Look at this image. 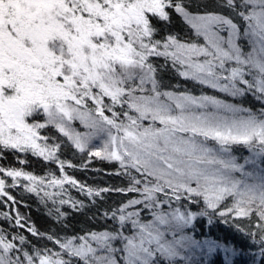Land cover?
<instances>
[{
  "label": "snow or ice",
  "instance_id": "6c2138e0",
  "mask_svg": "<svg viewBox=\"0 0 264 264\" xmlns=\"http://www.w3.org/2000/svg\"><path fill=\"white\" fill-rule=\"evenodd\" d=\"M174 16L190 38L173 30ZM169 71L228 97L250 94L260 108L168 90ZM235 146L251 153L243 163ZM65 148L83 154V169L94 159L114 165L109 175L124 186L69 175L76 165ZM6 152L58 166L46 178L0 165L5 203H16L7 189L20 182L57 205L53 227H67L65 205L85 212L112 193L126 202L103 213L111 230L66 239L0 212L59 249L30 253L26 235L0 230V264H188L184 253L202 247L185 234L197 216L246 221L264 256V0H0V159ZM65 185L88 203L64 198ZM203 247H222L225 264L236 254L215 241Z\"/></svg>",
  "mask_w": 264,
  "mask_h": 264
},
{
  "label": "trees",
  "instance_id": "16d2710c",
  "mask_svg": "<svg viewBox=\"0 0 264 264\" xmlns=\"http://www.w3.org/2000/svg\"><path fill=\"white\" fill-rule=\"evenodd\" d=\"M173 24V30L178 32L182 39L190 38V30L179 20V18L174 16ZM164 83L173 86L177 85L179 87L177 91H187L195 95L218 94L216 90H211L206 86L199 85L193 81H185L182 77L176 76L173 71L166 73ZM175 87H171L168 90L176 91ZM230 98L234 100V98ZM251 98L250 94L244 98H239V102L242 103L241 106L257 108L256 104L259 102ZM233 155L237 156L238 160H244V157L250 156L251 153L246 148L243 149V146H235ZM82 156L83 154H73V152H69L65 148L62 158L70 160L76 165L75 169L66 168L69 175H72L77 180L94 188L97 186L108 185L124 186L120 178L109 175V173L114 170V165L102 162L99 159H94L87 169H83L80 167L84 162L81 159ZM24 157L25 154L22 153L6 152L4 158L0 159V164L20 168L31 172L34 175L44 176L46 178L50 171H56L57 176L60 175L57 171V165H48L45 167L46 162L42 163L41 159L33 157L30 154L27 155L28 162L26 164H20L19 159H23ZM97 169H101V171H97ZM65 188H68V191L64 194V198L71 195L74 199L85 200L84 195L77 192L76 189L69 188L68 185H65ZM52 191H58V189H53ZM10 194L15 197L19 208L23 209L24 213L27 214L40 231H44L47 235L48 230L51 229L52 232H58L61 239L85 235L90 231L111 230L114 222L110 219H105L103 213L110 207L115 208L121 202H126V197L112 193L110 195L106 194V199L104 201H98L95 206H90V210L85 212L76 211L65 205L61 210L67 213V227H63L62 225L53 227L54 217H50L48 213L50 210L54 212L57 205H53L51 201H49L46 207L44 204L40 203V197L36 196L35 193L26 192L19 184L10 192ZM41 195H43V193H41ZM6 199V197H0V210L5 209L4 202ZM85 203H88V200H85ZM189 206H191L190 208L192 211H197L198 209V205ZM142 215L145 218H149L146 217L148 215L147 212L142 213ZM208 219V217L197 216V219L193 222V226L185 229L186 235H190L193 239L201 242L202 247L197 249L201 250V254L207 258L208 263L225 264V253L222 247H217L215 252L210 255L207 254L206 247H203V241L205 240L215 241L217 245L232 249L236 253L235 255L229 253V259L232 264H264V256L260 255L261 245L258 242H254L253 237L248 235L246 221H234L230 218L228 222L225 223L218 217H212V223L209 224ZM0 226H8L14 235H26L30 241L28 245H31L29 251H32L33 248L44 249L45 247L51 248L54 251L58 249V246H55L52 242H48L46 238L41 239L38 237H32L28 232H21L19 228L13 227L12 224L6 221L3 217L0 219ZM239 228H243L244 231L238 230ZM8 232L11 233L9 230Z\"/></svg>",
  "mask_w": 264,
  "mask_h": 264
},
{
  "label": "rangeland",
  "instance_id": "374dc122",
  "mask_svg": "<svg viewBox=\"0 0 264 264\" xmlns=\"http://www.w3.org/2000/svg\"><path fill=\"white\" fill-rule=\"evenodd\" d=\"M195 83V82H194ZM176 87H175V90L177 91V89L179 88L177 85H175ZM207 87V86H206ZM210 89V88H209ZM211 90H214V89H211ZM217 95H215V94H210V95H215V96H217L218 98H220V99H226V100H228L229 102H231V103H237V104H240V105H242V103L241 102H239V98L240 97H237V98H234V100H232L230 97H228L226 94H224V93H220V92H218L217 91ZM192 95H195V94H192ZM199 95H201V94H196V96H199ZM224 95H226V96H224ZM250 97H252L251 99H253V100H255L254 99V97L252 96V95H250ZM244 106H246V105H244ZM256 106H257V108L259 109L260 108V103H258V104H256ZM246 107H248V106H246ZM257 108H253L254 110H258ZM77 127H79L80 128V130H83V128L81 127V126H79V122H77ZM94 144H96L97 146H99V141H94L93 142ZM243 149H245L244 147H243ZM238 162L239 163H243L244 162V160H238ZM1 165V164H0ZM2 166H5V165H2ZM5 167H9V166H5ZM246 170L247 171H252L253 169H252V166L251 165H246ZM67 171V170H66ZM0 178H4V177H0ZM7 180H8V182L9 183H11V178H6ZM22 183H27L26 181H23ZM18 184L20 185V182H18ZM16 188V187H15ZM14 188H9V189H7L8 191H12ZM54 188H50V189H48L50 192L53 190ZM9 192V193H10ZM174 207L176 206L175 204L173 205ZM203 205H202V202H201V204L200 205H198V209H197V212L200 210V208L202 207ZM4 207H5V209H3V210H0V212H8L11 216H14L15 214H16V212L18 211L21 215H23V216H25V217H27V219H28V223H31V224H34L32 221H31V219L27 216V214L26 213H24V211H23V209H20L19 208V206H18V203L16 202L15 204H12V202H7V203H5L4 202ZM166 209H167V205H165L164 206ZM191 206H189V209L191 210V208H190ZM182 210H184L183 208H182ZM26 212V211H25ZM146 217H149L148 215L146 216ZM2 218V216H0V219ZM150 218V217H149ZM0 230H2L3 231V234L4 235H6L9 239L14 235L13 233H12V230L11 229H9V227L8 226H5V227H2V226H0ZM8 230L11 232V233H9L8 232ZM21 230V232H27V229L26 228H24V229H20ZM30 234V233H29ZM31 235V234H30ZM169 238H171V237H169ZM16 243L18 244V246H19V242H18V240L16 241ZM30 246L31 245H27L26 246V248H25V250H27V251H29V249H30ZM53 250V249H52ZM59 249H57L56 251H58ZM54 251V250H53ZM30 253L32 252V251H29ZM185 255H187V256H189L190 257V260L188 261V264H210V263H208V261H207V258L203 255V254H201V250L200 249H197V248H193V249H190L188 252H186V253H184ZM180 264H185V262L184 261H180Z\"/></svg>",
  "mask_w": 264,
  "mask_h": 264
}]
</instances>
